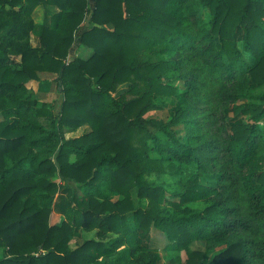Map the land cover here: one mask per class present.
<instances>
[{"label": "trees", "instance_id": "1", "mask_svg": "<svg viewBox=\"0 0 264 264\" xmlns=\"http://www.w3.org/2000/svg\"><path fill=\"white\" fill-rule=\"evenodd\" d=\"M152 227L185 264H264V0H0V264H160Z\"/></svg>", "mask_w": 264, "mask_h": 264}, {"label": "rangeland", "instance_id": "2", "mask_svg": "<svg viewBox=\"0 0 264 264\" xmlns=\"http://www.w3.org/2000/svg\"><path fill=\"white\" fill-rule=\"evenodd\" d=\"M55 10L46 9V8H39L36 10V21L42 22L44 20L45 14H52ZM210 18L208 11L206 10L204 14V20L208 21ZM32 43L34 46H38L39 42L37 38H33ZM78 45L77 42L71 50L69 58L72 60L78 54ZM39 81L30 82L29 87L33 93V95L40 101V102H49L55 104V112L58 114L61 109V104L63 101V94L61 93L60 89L58 88V84L56 83L57 75L47 72H40L39 73ZM172 113L171 110H164V111H150L147 113L146 117H155L158 119L167 120ZM245 118H240L239 122H245ZM90 131V127L88 125L83 126L80 129L75 130L67 135L68 138L80 137L83 132ZM157 183L163 185L168 193L173 191H178L180 189L179 182L171 178L169 176H163L157 179ZM147 204V201L143 202V206ZM64 218L57 212L52 215L51 223L52 224H61ZM96 231L93 232H86L83 230H77L74 236L73 241L71 242V247L76 248L77 246L81 245L86 240L96 239ZM140 238L143 244L153 249L158 250L161 255L160 264H185L187 260V254L185 252L182 253H168L164 251L165 246L167 245L168 241L166 236L163 232L157 230L156 228H151L147 233L141 232ZM193 251H202L205 252L207 250L206 243L204 242H196L193 243L191 246Z\"/></svg>", "mask_w": 264, "mask_h": 264}, {"label": "crops", "instance_id": "3", "mask_svg": "<svg viewBox=\"0 0 264 264\" xmlns=\"http://www.w3.org/2000/svg\"><path fill=\"white\" fill-rule=\"evenodd\" d=\"M39 8H42V9H43V8H46V9H50V8H51V10H55V11L52 12V14H54V13H56V12L58 11L57 8H55V7H51V6H46V5L41 6V7H39ZM39 8H38V9H39ZM52 14H51V15H52ZM35 16H36V13L34 14V18H35ZM35 20H36V18H35Z\"/></svg>", "mask_w": 264, "mask_h": 264}]
</instances>
